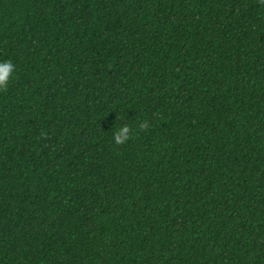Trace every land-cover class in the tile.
Instances as JSON below:
<instances>
[{
    "label": "trees",
    "instance_id": "obj_1",
    "mask_svg": "<svg viewBox=\"0 0 264 264\" xmlns=\"http://www.w3.org/2000/svg\"><path fill=\"white\" fill-rule=\"evenodd\" d=\"M3 61L0 264H264V0H0Z\"/></svg>",
    "mask_w": 264,
    "mask_h": 264
},
{
    "label": "clouds",
    "instance_id": "obj_2",
    "mask_svg": "<svg viewBox=\"0 0 264 264\" xmlns=\"http://www.w3.org/2000/svg\"><path fill=\"white\" fill-rule=\"evenodd\" d=\"M14 72V65L10 61L0 62V89H3ZM140 128H147L148 122H140ZM131 129L127 123L116 125L112 131V140L115 144H122L130 138Z\"/></svg>",
    "mask_w": 264,
    "mask_h": 264
}]
</instances>
